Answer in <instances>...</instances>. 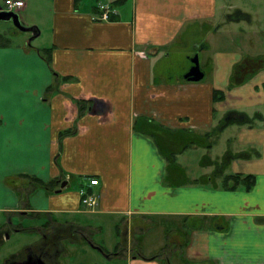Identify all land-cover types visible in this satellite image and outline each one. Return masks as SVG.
<instances>
[{
    "label": "crops",
    "instance_id": "crops-1",
    "mask_svg": "<svg viewBox=\"0 0 264 264\" xmlns=\"http://www.w3.org/2000/svg\"><path fill=\"white\" fill-rule=\"evenodd\" d=\"M23 1L36 35L0 41V248L20 216L54 231L0 264L84 212L116 222L126 264H264V0H125L108 21L117 0ZM237 174L254 187L225 188Z\"/></svg>",
    "mask_w": 264,
    "mask_h": 264
},
{
    "label": "rangeland",
    "instance_id": "rangeland-1",
    "mask_svg": "<svg viewBox=\"0 0 264 264\" xmlns=\"http://www.w3.org/2000/svg\"><path fill=\"white\" fill-rule=\"evenodd\" d=\"M3 7L4 0H0V10H2ZM18 14L22 16L21 13L18 12ZM0 34L3 35L6 40H12L13 43H17L21 38H32V35L29 33L18 31L11 22H0ZM39 43L40 38L35 41V44ZM212 136H214V134L207 138V144L214 141V137ZM211 152L212 155L216 157L215 155L222 154L223 149L216 144ZM197 154L199 158H201L200 153L198 152ZM63 218H70L68 221L72 222L73 225L65 229H60L58 235L51 237L49 242L40 243V245L42 244L41 247L45 249L48 248L47 253L48 255H52L54 264H126L123 260L124 258L120 259V257H115L116 250H118V245L121 242V233L115 221L109 219L105 220L104 217L95 215L91 212H84L77 216ZM16 222V227L26 228L27 231L20 233L14 231L10 233L8 231L7 235L10 236V239L5 246L0 248V257L10 253H21L32 244L38 243L42 239L39 229L46 223L48 225V233L54 231L51 219L42 222L39 219L20 216L16 218ZM117 224L120 225V223ZM148 224L149 223L145 222L144 227H147ZM38 227L39 229H36ZM134 233L135 228L133 227L132 234L135 235ZM78 235H82L86 238ZM175 241L179 242L178 239H171L170 242L168 241L169 246L166 245V250L164 251L166 256L174 253L175 250L178 249V245L174 243ZM167 246L168 248H166ZM129 247L133 249L134 245H128L125 249L121 248L118 252L124 255L128 252ZM107 253L113 254L112 257H108ZM132 255L135 254L132 253ZM207 264L211 263L207 262Z\"/></svg>",
    "mask_w": 264,
    "mask_h": 264
},
{
    "label": "trees",
    "instance_id": "trees-1",
    "mask_svg": "<svg viewBox=\"0 0 264 264\" xmlns=\"http://www.w3.org/2000/svg\"><path fill=\"white\" fill-rule=\"evenodd\" d=\"M124 2H125V0H117L111 4V8H117V7L121 6ZM111 18H112V14L110 16V19ZM0 40L5 44H8L7 42H9V40H6L3 36H0ZM49 52H50L49 49H45V50L41 51L42 55L44 56V58L47 61H50ZM236 72H240V68L237 69L235 71V73ZM248 73H249V71H248ZM49 91H50V89H49ZM222 97H223V95L221 94V92L215 93V99L221 100ZM209 137H210V135L207 136V138H209ZM26 178H28L30 180V182L32 183V190L42 188V189H45L49 192H53L57 189L58 184H59L57 180L44 182V181H42L38 178H35V177H26ZM254 185H255V177L254 176H252V175L243 176V175L237 174V175L228 176L225 179V185L224 186H225V188L231 189V190H236L239 188H243L245 190H251L254 187ZM168 246H169V244H168ZM168 246L166 248H168ZM165 250L166 249L164 248L162 253H161V256H164V257L166 256V253L164 252ZM116 254H118V253H116ZM107 256L111 257L108 253H107Z\"/></svg>",
    "mask_w": 264,
    "mask_h": 264
},
{
    "label": "built area",
    "instance_id": "built-area-1",
    "mask_svg": "<svg viewBox=\"0 0 264 264\" xmlns=\"http://www.w3.org/2000/svg\"><path fill=\"white\" fill-rule=\"evenodd\" d=\"M24 7V1L23 0H4V7L2 10L3 12H14L18 13L22 8ZM98 10L100 12L99 20L101 21H108L110 20L111 14H113V10L108 5H99ZM91 186H97L99 185V181L91 180L90 181ZM81 196V202L82 205L88 209H94L96 206H98V198L89 195L87 190L82 189L80 191Z\"/></svg>",
    "mask_w": 264,
    "mask_h": 264
},
{
    "label": "water",
    "instance_id": "water-1",
    "mask_svg": "<svg viewBox=\"0 0 264 264\" xmlns=\"http://www.w3.org/2000/svg\"><path fill=\"white\" fill-rule=\"evenodd\" d=\"M0 22H11L18 31L23 33H32L33 35H36L37 33V29L35 27H26L22 24L18 13L0 11ZM194 64V67L187 75V79L198 82L204 78V74L199 66L198 57H195ZM66 186L67 182H63L61 184V189L58 192H61Z\"/></svg>",
    "mask_w": 264,
    "mask_h": 264
},
{
    "label": "flooded vegetation",
    "instance_id": "flooded-vegetation-1",
    "mask_svg": "<svg viewBox=\"0 0 264 264\" xmlns=\"http://www.w3.org/2000/svg\"><path fill=\"white\" fill-rule=\"evenodd\" d=\"M15 264H53L52 255H48L47 248H39L36 252L30 253L20 263Z\"/></svg>",
    "mask_w": 264,
    "mask_h": 264
}]
</instances>
